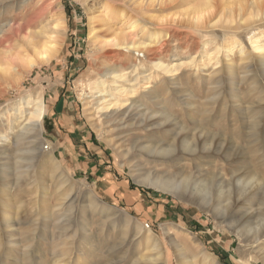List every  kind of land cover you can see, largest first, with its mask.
<instances>
[{
  "label": "rangeland",
  "instance_id": "374dc122",
  "mask_svg": "<svg viewBox=\"0 0 264 264\" xmlns=\"http://www.w3.org/2000/svg\"><path fill=\"white\" fill-rule=\"evenodd\" d=\"M211 3L208 25L196 26L188 18L207 0H0V264H264V216L244 233L229 218L239 197L264 208V0ZM56 23L64 34L50 44ZM115 29L137 49L106 46ZM39 95L41 129L25 121ZM163 105L174 127L110 123ZM199 126L226 146L134 152L133 138L173 146ZM182 171L225 182L204 185L201 207L158 185Z\"/></svg>",
  "mask_w": 264,
  "mask_h": 264
},
{
  "label": "bare ground",
  "instance_id": "6f19581e",
  "mask_svg": "<svg viewBox=\"0 0 264 264\" xmlns=\"http://www.w3.org/2000/svg\"><path fill=\"white\" fill-rule=\"evenodd\" d=\"M212 7H214V6H212L211 0H207L206 8L201 13L199 12V14H197V16H194L192 18H188V22H191L192 24H195L196 26H202V25L204 26L205 23H206V25H208L207 21H209L208 19L210 18L208 16H209V12L211 11ZM255 18H256V20H258L259 19L258 15L255 16ZM262 21H264V18H262ZM61 25L62 24L59 25V23H56V25L53 26L54 28L51 27L52 29L50 30V33H48L47 34L48 36H46L49 38L50 44L53 43V41L56 39V37L58 35L61 36L64 34V29L60 28ZM7 27L8 26H4V27L0 28V46H2L4 44V42L6 43V41H7V40L6 41L3 40L5 30ZM93 31H95V30L93 29L92 33H93ZM16 32H18V31H16ZM121 36H123L124 41H122L120 39ZM111 37H112L111 41L109 43H107L106 46H112L113 48H116L119 50H122L123 48H128V49L133 48V50L137 49L135 44L132 45V44L126 42L127 38H129V37H128V34L124 33L123 31L120 32L119 30L115 29V30H113ZM155 50H156V48H155ZM8 53H10V52L8 51ZM42 61L44 63H46L49 61V59H48V57L43 55ZM260 63H261V68H262L261 72H262V75H264V55H263V59ZM182 66L184 67L183 63L182 64L178 63V64H175L174 68H172V69L168 65L166 67L163 65H160V68L163 70V72L165 74H170L174 70H177V67L182 68ZM30 67L34 68L35 64L30 63ZM259 70H261V69H259ZM8 71H10V69ZM17 76H18V74H17ZM99 93H101L100 90H99ZM42 97L43 96H41V95L35 97V99H34L35 105H34V107L29 109V112H30L29 118H28V116L25 115L26 112L21 113V115H25V121H27L29 124L39 128V129H41V124H42V121H43L44 115H45V107H44ZM21 105L22 104H20V106ZM27 105L29 106V105H31V103L28 102ZM158 107H160L158 112L154 113V114L153 113L149 114L148 112H145L144 109H142V108H139V107L135 108L134 107L131 110H129L128 116H127L128 118H126L122 121H118V119L117 120H111L110 123L111 124H119V126H121L122 129H129V128H133V127L134 128L135 127H137V128L143 127V129L145 130L148 128L149 125H151L155 122L165 121V123L169 127H174L175 124L170 123V121H173L172 117L170 115H168V113L166 112V111H168L167 106L163 105V106H158ZM98 108H100V107H98ZM104 110H108V108L103 107V111ZM206 118H208V117H206ZM211 120H212V117H211ZM205 121L207 122L208 120H205ZM132 122H134L135 125L131 124ZM262 122H264L263 119H262ZM108 124H109V122H108ZM149 130H150V128H149ZM152 130L153 129H151L150 131H152ZM261 134H262L261 131H259L257 133L255 132L252 137L261 138ZM219 135H220L219 133L218 134H212V133L209 134V133L205 132L202 129V127L199 126V127L194 128L193 130L186 131L185 133L178 135L177 136L178 138L175 140V144L173 146H172V143L168 144L167 142H156L155 143L152 141H147V140L145 141V138H141L138 141L136 138H133L132 142L136 146L134 148V152H136V153L138 152V153L142 154L145 151L153 150V152H152L153 154L149 155L147 157H154L155 158L157 156L158 157L163 156L165 158L166 157L170 158V157L176 156L175 158H181L182 155H184V154H189V155L210 154V153L216 154L217 148L215 146H218V147L220 145L226 146L225 145L226 142H224L223 139L221 138V136H219ZM190 136L195 137V140L192 142H189L188 137H190ZM209 144L212 146V149L209 152H203L199 149L201 146H203V148H204L205 146H207ZM222 149H224L226 151L225 154L227 155V157H229V152H230L231 147H224ZM208 166L212 167L213 164H208ZM181 170H182V168H181ZM183 173H184L183 171L180 172L179 176H176V174H175V178L171 179V180L167 179V180L158 181V185L160 186L161 189L167 190V191H179V190H184L185 192L188 191L190 193V195H188V197H187L188 201L194 203L195 205L201 206V207L204 203H207L206 200L210 199V196H208V191L204 185L207 184L210 188H212V186L216 187L219 184H223L225 182V180H222L221 179L222 177H219L218 175H216L215 172H211V173L208 172V174H207V172H205L207 175L204 176L205 180H203L204 181L203 184L193 181V177H195L196 179H198V177L193 176L191 174L190 175H187V174L184 175ZM220 191L221 190H219L218 192H220ZM184 195L186 196V194H181V197L182 196L185 197ZM243 195H244V192H243ZM254 195H256V192ZM252 196L253 195L250 194L248 197L247 196L246 197H239V198L235 199V201L233 202V206H232L234 211H232V213L229 215V218H234V217H240L241 218L242 221L240 224V230L243 233L247 232V230H251L252 226L255 224V222H253V219H255L256 217H259V218L261 217V219H262V217L264 216V208L263 207H261V206L256 207L255 205L251 206V204L249 206L247 205L246 202H249L250 200H252ZM240 204H243L242 210L235 211L236 208ZM215 208H217V207L215 206ZM255 239H256V237H255ZM255 239L254 238L251 239L252 243L251 242L250 243L256 244ZM262 250L264 252V244L262 245ZM128 255L129 254H127V256Z\"/></svg>",
  "mask_w": 264,
  "mask_h": 264
},
{
  "label": "crops",
  "instance_id": "0c3cea01",
  "mask_svg": "<svg viewBox=\"0 0 264 264\" xmlns=\"http://www.w3.org/2000/svg\"><path fill=\"white\" fill-rule=\"evenodd\" d=\"M55 110L57 111V108H56ZM56 113H57V112H56ZM56 113H55L54 115H55L56 117L59 118V114H58V116H57ZM48 116H49V115H48ZM48 116H46V118L48 119V121L51 120V121L56 122V118H55V116H54V117H52V115L49 116V117H48ZM59 123H61V121L58 119V121L54 124V128L51 127V125H50V128H53L52 130H53V132H55L54 134H57V135L60 134L61 137H67V135H65L64 132L62 133V132L59 131V128H60L59 125H58ZM49 124H50V121H49ZM47 127H48V126H47ZM48 128H49V127H48ZM50 128H49V129H50ZM61 128H63V127H61ZM50 130H51V129H50ZM52 130H51V131H52ZM82 135H83V134H82ZM83 139L85 140V139H90V138L88 137V135L84 134V135H83ZM61 140H62V139H61ZM69 140L71 141V139H69ZM69 140H68V141H69ZM90 141H91V139H90ZM63 143H64V145L69 146L68 143H67L66 141H63ZM87 145H88V147H89L90 142H87Z\"/></svg>",
  "mask_w": 264,
  "mask_h": 264
}]
</instances>
